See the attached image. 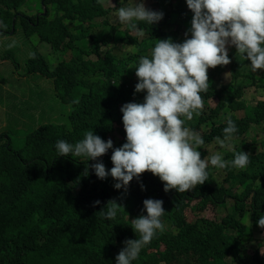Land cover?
Masks as SVG:
<instances>
[{
	"label": "trees",
	"instance_id": "1",
	"mask_svg": "<svg viewBox=\"0 0 264 264\" xmlns=\"http://www.w3.org/2000/svg\"><path fill=\"white\" fill-rule=\"evenodd\" d=\"M40 1L46 13L26 16L20 12L25 0H0V33L10 32L19 21L26 36L38 35L63 55L51 66L34 50L25 67L26 75L49 79L55 96L69 111L64 123H44L31 130L23 147L15 149L8 140L0 148V264H116L123 241L136 238L131 218L141 215L146 198L163 200L165 227L132 264H264V228L257 224L264 216V151H252L256 136L248 137L253 124L264 120V70L253 72L250 61L237 53L225 101L223 88L215 89L210 68V87L201 96L203 102L217 97V105L209 107L206 100L207 111L186 123L202 136L204 145L220 147L216 138L223 139V128L231 118L237 132L232 149L223 150L222 156L231 161L234 152H247L246 167L217 168L222 174L216 181L209 164V180L184 193L174 189L166 193L159 177L145 172L139 181L134 177L124 193L113 187L116 181L111 176L101 180L90 168L86 173L87 163L96 161L57 156L56 142L74 144L89 130L105 141L111 138L114 147L126 142L120 108L127 102L142 103L146 95L135 92L138 78L135 68L128 67L149 55L156 40L170 37L183 42L181 28L191 25L193 14L185 0H165L169 8L156 10L164 13L158 23L137 22L140 34L127 27L97 42L89 32V27L97 25L93 21L130 0H112L106 8L98 0ZM112 40L114 45L109 47ZM119 45L131 49L120 51ZM240 78L250 80L243 85L261 87L263 96L255 104L243 98ZM238 110L245 111L242 117L234 114ZM111 154L109 149L98 158L106 169L113 166ZM111 199L124 209L108 220L100 210ZM96 200L101 203L94 207ZM220 207L227 210L223 216H219Z\"/></svg>",
	"mask_w": 264,
	"mask_h": 264
},
{
	"label": "clouds",
	"instance_id": "2",
	"mask_svg": "<svg viewBox=\"0 0 264 264\" xmlns=\"http://www.w3.org/2000/svg\"><path fill=\"white\" fill-rule=\"evenodd\" d=\"M186 3L193 16L184 41L173 42L170 37L156 40L149 55L140 56L128 67L135 68L138 78L135 92H146V95L142 103L127 102L120 108L126 142L114 147L111 138L105 141L89 130L74 144L58 140L57 156L96 161L87 163L86 173L90 168L101 180L111 176L116 181L113 187L123 189L124 193L133 178L139 181L145 172L158 176L166 193L173 189L184 193L209 180V164L219 169L248 165L249 153L242 150L234 152L231 161L224 160L219 152L202 158L199 149L205 141L186 126V121L193 120L194 114H201L204 107L201 93H207L210 87L208 70L231 63L230 47H235L236 53L250 61L253 72L264 70V0H186ZM114 13L120 23L137 34H140L137 22L152 25L164 15L162 11L146 7L145 0H133ZM13 30L14 25L10 32ZM94 36L97 42L102 41ZM236 132L237 126L229 118L223 128V139L217 137V143L231 150ZM109 149H112L113 166L106 169L98 158ZM144 188L141 182V189ZM100 203L96 200L93 206ZM163 203L162 199H144L141 215L130 223L136 238L123 241L124 247L115 257L116 264H132L157 232L164 231ZM122 208V204L111 199L100 210L101 216L115 219ZM257 224L264 228V216L259 217Z\"/></svg>",
	"mask_w": 264,
	"mask_h": 264
},
{
	"label": "rangeland",
	"instance_id": "3",
	"mask_svg": "<svg viewBox=\"0 0 264 264\" xmlns=\"http://www.w3.org/2000/svg\"><path fill=\"white\" fill-rule=\"evenodd\" d=\"M111 2L112 0H103V6L105 8L109 7ZM131 2L133 0H130L129 3ZM145 4L146 7L152 10L166 11L169 8L165 0L160 1L158 4L154 3L153 0H145ZM114 11H111L106 17L95 19L93 22L97 25L89 27V32L103 39L106 36L115 37L117 30H125L127 25L119 22ZM20 12L26 16H33L37 13L44 14L46 9L40 0H25L24 5L20 8ZM189 14H193L192 11ZM184 25L181 28L182 35H185V32L191 27L187 23ZM113 45L114 42L112 40L109 43V47ZM119 49L120 51L129 50L131 46L119 45ZM34 50L42 53L51 66L56 65L63 56L55 51L49 43L41 41L38 35H34L33 37L26 36L19 21H17L15 30L12 32L0 33V148L9 140L11 147L19 149L23 147L26 135L35 129V127L44 123H64L67 119L69 106L62 103L55 96L49 79L38 74L26 75L25 62L30 58ZM236 55L235 47H230L229 57L231 63L226 66H217L213 69V84L216 90L223 88L221 90L225 101L229 100L227 87L231 84L230 69ZM249 81V79L240 78L238 83L239 85H243V83L246 84ZM243 88V98L251 102V104H255L259 97L263 96L261 95V87L243 85ZM262 89L264 91V88ZM206 100L209 107H215L219 99L212 97ZM205 111L207 109L203 108L201 113ZM244 112V110H238L234 114L236 117H242ZM196 116L194 114L191 122H194ZM118 136L117 139L119 138ZM253 136H256V139L252 143V151L255 153L264 151V144L261 142L264 140V120L260 125L253 124L250 128L248 137L252 139ZM233 141L236 143L238 140ZM226 148L218 147L215 143H210L204 145L199 151H205L203 157H207L217 152L223 154L222 151L226 150ZM211 171L216 181L221 178L220 174L222 172L217 170L216 167L211 166ZM226 211L224 207H220V215H218L223 216L226 214ZM207 214L215 216L214 212L211 211H208ZM189 217H193L192 213H189ZM253 242L251 240V243ZM262 254L264 256V246H262Z\"/></svg>",
	"mask_w": 264,
	"mask_h": 264
}]
</instances>
